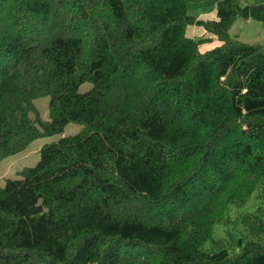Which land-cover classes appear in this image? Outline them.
Masks as SVG:
<instances>
[{"label":"trees","instance_id":"obj_1","mask_svg":"<svg viewBox=\"0 0 264 264\" xmlns=\"http://www.w3.org/2000/svg\"><path fill=\"white\" fill-rule=\"evenodd\" d=\"M238 19L264 0H0V161L83 126L0 187V264H264V208L242 211L264 198V44Z\"/></svg>","mask_w":264,"mask_h":264},{"label":"rangeland","instance_id":"obj_2","mask_svg":"<svg viewBox=\"0 0 264 264\" xmlns=\"http://www.w3.org/2000/svg\"><path fill=\"white\" fill-rule=\"evenodd\" d=\"M239 4L244 7L251 4L258 3L259 0H238ZM192 7L193 5L190 4ZM192 11V10H191ZM214 17V16H213ZM202 35L201 30L190 27L188 29V36L192 38H199ZM232 38L238 39L247 44H264V23L255 20L238 19L229 31ZM205 45L202 47L203 51H207L214 47V45ZM92 88V84L85 83L81 86L80 92L84 93ZM49 97H42L35 101V104L40 112L42 119L49 120ZM83 126L77 123H70L65 131L61 134H56L51 137L38 139L31 143L29 147L14 156L5 158L0 161V187H4L7 179H20V172L26 168L35 167L40 160V149L53 142L59 141L63 137L75 136L81 133ZM259 190V189H258ZM258 190L253 194L252 198L246 203L242 211H252L262 206L264 208V198L257 199Z\"/></svg>","mask_w":264,"mask_h":264}]
</instances>
